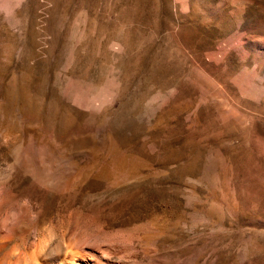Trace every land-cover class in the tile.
<instances>
[{"label": "rangeland", "instance_id": "1", "mask_svg": "<svg viewBox=\"0 0 264 264\" xmlns=\"http://www.w3.org/2000/svg\"><path fill=\"white\" fill-rule=\"evenodd\" d=\"M1 181L85 264H264V0H0Z\"/></svg>", "mask_w": 264, "mask_h": 264}, {"label": "bare ground", "instance_id": "2", "mask_svg": "<svg viewBox=\"0 0 264 264\" xmlns=\"http://www.w3.org/2000/svg\"><path fill=\"white\" fill-rule=\"evenodd\" d=\"M34 187V182L19 189L0 182V264H85L82 246L93 231L78 221L71 230L56 232V219L64 224L69 213L64 207L55 211L54 201ZM94 256L91 264H99L98 253Z\"/></svg>", "mask_w": 264, "mask_h": 264}]
</instances>
